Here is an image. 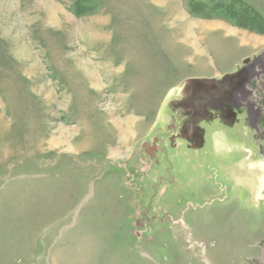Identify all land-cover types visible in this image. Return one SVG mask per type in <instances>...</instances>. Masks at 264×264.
<instances>
[{"label": "rangeland", "instance_id": "rangeland-1", "mask_svg": "<svg viewBox=\"0 0 264 264\" xmlns=\"http://www.w3.org/2000/svg\"><path fill=\"white\" fill-rule=\"evenodd\" d=\"M230 1L0 0V264H264L233 179L264 168V31Z\"/></svg>", "mask_w": 264, "mask_h": 264}, {"label": "water", "instance_id": "water-1", "mask_svg": "<svg viewBox=\"0 0 264 264\" xmlns=\"http://www.w3.org/2000/svg\"><path fill=\"white\" fill-rule=\"evenodd\" d=\"M248 63L250 64V61L248 59L244 60V66L241 67L242 70L243 68L245 69V67L248 65ZM239 67V68H240ZM237 69V71L229 74V75H225L222 79H219L218 81L216 80H204V82H195L194 86L196 85L198 90H194V96L191 97L192 99L190 100V102H192L195 110H198V112H200L202 115L203 113H207L208 108H211L212 110H217L214 107L216 106H212L215 103V99L218 100L220 98V96H224L226 95V102H229L230 99V94H231V87H232V83L231 82L233 79H237V83L239 82H243L245 80V75H243V73H241ZM237 72V73H236ZM236 76V77H235ZM215 81V82H214ZM228 83L227 86L223 85V83ZM230 82V83H229ZM197 83V84H196ZM230 86V87H229ZM230 88V89H229ZM221 99V98H220ZM219 99V100H220ZM222 101V99H221ZM220 103V102H219ZM209 113H207L208 115ZM223 115L228 117H231V113L228 110H224L223 111ZM219 135V134H218ZM217 135V137L213 138L214 144L218 141V139L224 142H227L222 135H220L221 137H219ZM229 143V142H228ZM236 143H240L239 141ZM215 147V151L217 150V146L216 144L214 145ZM238 154V160H236L234 162V164H236V166H234L233 168V179L237 182L238 185H241L242 187H244L245 190H248L250 192V196L252 197V201L254 204H263L264 203V180L260 181L261 179L259 176L262 173H264V168L260 167V163H258L259 158H261V154H259V158H254V159H248L245 162H257L255 164L252 165H248L243 163V165L241 164V162H238L240 159L239 157L241 156L240 154L243 153V151L241 150V153H239V150L234 151ZM228 153V152H227ZM222 157V159L227 158V156L225 155H220ZM242 173V174H241ZM264 179V178H262ZM261 204V205H262Z\"/></svg>", "mask_w": 264, "mask_h": 264}, {"label": "trees", "instance_id": "trees-1", "mask_svg": "<svg viewBox=\"0 0 264 264\" xmlns=\"http://www.w3.org/2000/svg\"><path fill=\"white\" fill-rule=\"evenodd\" d=\"M233 1H238L240 4L234 7ZM230 1L228 6H225L224 9L214 10L211 15L214 17H222V18H235V22L242 26H252L254 25V29H258L264 31V15L259 11H256L249 4L241 1V0H233ZM190 9L193 12H197V6L194 4H190ZM251 24V25H250Z\"/></svg>", "mask_w": 264, "mask_h": 264}]
</instances>
